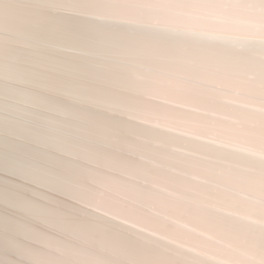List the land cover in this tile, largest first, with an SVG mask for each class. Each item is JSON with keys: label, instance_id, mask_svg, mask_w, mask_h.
Segmentation results:
<instances>
[{"label": "bare ground", "instance_id": "1", "mask_svg": "<svg viewBox=\"0 0 264 264\" xmlns=\"http://www.w3.org/2000/svg\"><path fill=\"white\" fill-rule=\"evenodd\" d=\"M0 264H264V0H0Z\"/></svg>", "mask_w": 264, "mask_h": 264}]
</instances>
